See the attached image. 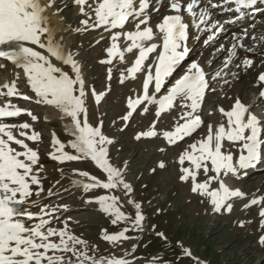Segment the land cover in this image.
Returning <instances> with one entry per match:
<instances>
[{"label":"rangeland","instance_id":"1","mask_svg":"<svg viewBox=\"0 0 264 264\" xmlns=\"http://www.w3.org/2000/svg\"><path fill=\"white\" fill-rule=\"evenodd\" d=\"M164 1L167 2L163 0L159 5ZM52 7L63 27V38L60 41H71L66 52L73 56L81 69L87 98V122L90 126L99 128L107 139L113 141L104 145L108 152L107 159L121 172L120 179L130 187L126 190L123 184H119L112 190L99 187L86 189L84 185L93 181L80 173H87L101 182H107V174L88 158L63 163L52 158L53 155H60L53 144L56 139L66 146L65 152L78 155L70 147L75 140L70 134L71 118L54 116L49 106L38 104V99L31 97L23 100L21 107L26 108L37 119L33 121L30 116L25 115L12 124L27 123L32 132L40 135L42 146H37L40 164L50 171L54 179L80 181L76 183L78 187L73 186L65 194L47 196L42 203L33 207V212H37L35 215L39 216L42 209L54 212V215L45 217L51 221V227L66 230L85 241L89 255L94 256L97 261L119 260L124 264H264V244L261 243L264 239V216L261 215L264 203L252 205L250 202L245 207L241 206L242 202L264 201V168L255 177L244 179V182L240 175L239 178L231 174L222 175L220 179L224 184L227 186L232 183L234 190L240 191L243 196L228 201L232 205L231 212L226 209L216 212L210 197L192 190L194 183H206L215 173L210 171L205 174L201 169L195 182L191 178L184 181L182 177L185 173L182 168L194 166L188 161L183 165L179 162L184 152L192 151L190 145L207 137L209 125L213 128L221 124L216 122L219 121V116L223 118L219 109H228L233 94L245 91V96H250L255 74L249 71L246 82L249 86L245 89L240 86L238 88L240 80L235 81L233 78L231 82H226V86L214 83L211 91L215 89L217 94L209 91L206 96L210 98L204 100L205 105L196 113L203 118L201 129L180 145L169 144L164 134L185 122L180 117L189 109L181 105L187 101L177 100L176 106L160 119H156L159 108L148 101L141 110L132 112L128 103L130 99H136L135 90L139 87V82L126 74L129 73V63L134 58L124 54L126 59L118 62L119 64H114L116 59L111 64L101 63L109 59L107 50L111 47L109 44L112 45L110 39L99 38L105 32L84 28L82 21L88 17L78 13L77 6L71 0H53ZM126 26L124 31L127 32L130 28ZM122 46L128 48L125 44ZM207 53L201 51L200 54L204 57L210 54ZM198 55L196 57L200 59ZM201 60L203 58L200 62ZM152 64L153 62L147 66ZM141 73L147 74L146 71ZM23 82L25 80L21 78L19 83ZM27 89V85L21 88L25 92ZM162 91L164 89L161 90V94H164ZM93 93L101 95L102 102L96 103ZM241 98L247 100L244 96ZM93 103L97 106H92ZM130 113L129 119L125 120L124 117ZM149 131H154L156 135H142ZM239 147L240 145L226 142L224 150L238 158ZM161 164L164 167H160ZM217 189L219 182H212L209 191ZM104 196L117 197L116 207L125 219L117 220L114 214L102 210L97 201ZM140 215L144 219L137 224L136 220ZM121 235L126 238L115 241L105 238ZM188 252L191 253L190 256Z\"/></svg>","mask_w":264,"mask_h":264},{"label":"snow or ice","instance_id":"2","mask_svg":"<svg viewBox=\"0 0 264 264\" xmlns=\"http://www.w3.org/2000/svg\"><path fill=\"white\" fill-rule=\"evenodd\" d=\"M232 2L241 8H252L257 4H264V0H232ZM52 4L53 0H49L47 7H52ZM75 4L80 6L81 14L88 17L87 20L82 21L86 29L105 28L112 31L124 29L132 20L137 21L134 31L117 32L111 36L113 43L107 50L109 59L101 61V63L111 64L117 57L123 61L124 51L117 44L122 35L130 42V46L126 49L128 53L138 50L134 65L128 71L133 79L141 71H146L147 76L143 84L142 99L129 100L128 107L132 112L148 101L158 104L159 110L156 115L159 117L175 107L177 100L187 101L181 105L189 109L180 117L185 122L179 124L174 132L164 134L169 144L179 143L203 126L202 119L196 113L202 107L208 81L199 64L192 63L188 74L179 79L163 98L157 99L155 95L149 94L150 86L154 87V92L159 94L168 78L176 72L188 55L189 49L186 46L188 25L184 23L181 12L186 11L195 18L198 14L194 9L200 8V0H190L186 5L179 0H170V9L175 14L164 17L155 31L148 26L150 0H91V2L75 0ZM85 6L91 8L92 12L85 11ZM217 6L212 4L213 8ZM47 7L42 5L41 0H0V59L9 61L23 70L31 90L39 98L36 103L51 106L65 117L71 118L70 134L75 137V140L70 147L78 155L65 152L66 146L56 139L53 144L60 155H53L52 158L58 159L61 163L88 158L107 174V182H101L87 173H80L93 181L91 184L84 185L86 189L99 187L112 190L119 184H123L127 190L130 186L120 179L121 172L107 159L108 152L104 145L111 144L113 141L107 139L99 128H94L87 122L84 100L86 93L80 66L70 53L66 54L55 42L54 32L48 26V18L45 15ZM155 10L159 11V8ZM199 17V24H204L210 19L207 9L201 10ZM89 20H93L91 25ZM157 39L159 43H150ZM6 46L8 50H5ZM241 47H243L242 44ZM153 53H157L154 58V68L145 69V62ZM232 54L235 55V46ZM53 58L64 65H69L75 73V78L56 66ZM252 64V60L244 61L246 68L251 67ZM0 67L3 65L0 64ZM259 80L264 83V74L259 76ZM261 95L264 96V93ZM0 97L31 99L20 93L16 83L3 84L0 87ZM100 99V96H96L97 102ZM219 111L226 118L227 126L220 124L213 131L212 126L209 125L207 137L190 145L192 151L184 152L179 162L183 165L185 161H188L194 166L182 168L185 173L182 177L184 181L191 178L195 182L197 173L201 169L205 174L210 171L215 173L206 183H194L192 190L210 197L216 212H220L221 209L231 212L232 205L228 201L234 197H242L243 194L238 190H230L220 177L231 174L239 178L240 170L246 173L248 169L255 168L264 159V123L240 100L234 103L230 111H225L223 108ZM22 114L30 116L33 121L37 119L31 112H22L19 107L11 103L0 106V264H124L119 260L97 261L94 256L89 255L85 241L66 230L48 227L51 221L45 217L54 215V212L42 209L41 214L37 216L28 210L26 206L30 199L34 195H39V192H33V186L40 187L41 190L42 186L39 172L34 171L39 163L38 152L29 147L25 140L38 142L40 135L34 131L29 135L25 131L30 129L27 123L14 125L2 122L5 118L19 117ZM130 115L131 113L124 119H129ZM13 129H20L18 135L24 139L17 138ZM142 135L153 137L156 133L149 131ZM139 138L138 136L137 139ZM226 142L240 145L238 158L224 150ZM13 145L23 150H17ZM160 167L164 165L161 164ZM214 181L219 182V189L209 191L210 184ZM97 202L101 204L103 211L114 214L117 220L126 218L116 207L117 197L104 196ZM260 203L264 201H251L252 205ZM261 215L264 216V212ZM143 219L142 215L138 216L136 223L140 224ZM26 221L38 222L26 224ZM105 238L115 241L126 237L121 235ZM261 243L264 244V239ZM78 245L81 247L78 248ZM187 254L191 255L190 252Z\"/></svg>","mask_w":264,"mask_h":264},{"label":"bare ground","instance_id":"3","mask_svg":"<svg viewBox=\"0 0 264 264\" xmlns=\"http://www.w3.org/2000/svg\"><path fill=\"white\" fill-rule=\"evenodd\" d=\"M71 1H73L74 3H75V0H71ZM90 2H91V0H90ZM41 3H42V5H44L45 7H47V5L49 4V2H47V1H45V0H41ZM165 3V1L163 2V4ZM163 4H160V6L162 7V5ZM76 5V4H75ZM159 5V4H158ZM77 6V11H78V13H80L81 12V10H80V6H78V5H76ZM51 8H53V7H47V11H46V13H45V15L47 16V18H48V26L53 30V32H54V40H55V42L56 43H58L62 48H63V50L65 51V53L67 54V49H69V47H70V42L71 41H69V42H65V43H63L62 41H60V39H62L63 37H62V32H63V27H62V25H60V23H59V16H57V17H55V15H54V11H53V9H51ZM85 11H87V12H89V13H91L92 12V10H91V8H89L88 6H85ZM94 15V14H93ZM153 16V15H152ZM156 15L154 14V17H155ZM191 16V15H190ZM200 19V18H199ZM196 20L195 19H192V22L194 23ZM93 23V20H90L89 21V24L91 25ZM85 28V27H84ZM125 29V28H124ZM124 29H114V30H112L113 32L112 33H106L105 32V34L103 35H100L99 36V38H108V39H110V41L113 43V41L111 40V36L113 35V34H115V33H117V32H120V33H124V32H126V31H124ZM156 29V28H155ZM128 32V31H127ZM107 34V35H106ZM62 37V38H61ZM121 38H122V40L120 39L119 41H117V44L119 45V48L121 49V45H123V44H125V45H127L128 47L130 46V42H129V45H128V43H126V40H125V38L123 37V35L121 36ZM158 40V39H157ZM157 40L156 41H152V42H150V43H156L157 42ZM63 44H64V46H63ZM211 45H213V43H210L207 47H204L203 48V53L204 54H206L207 53V50L210 48L209 46H211ZM29 46H31V45H29ZM31 47H35V46H31ZM5 50H8L7 49V46L5 47ZM38 51H42L43 52V50H41V49H37ZM236 52H237V54H236ZM233 53V51H230V53L229 54H231V56L233 55L232 54ZM240 53H242V51H239V50H237L236 48H235V56H237L238 54H240ZM45 55H47V53H44ZM124 54H126V55H133V56H135L136 58H137V56H138V50H134L132 53H128L127 51H125L124 50ZM157 55V54H156ZM156 55H154V56H156ZM196 55V54H195ZM198 56H200V59H202L203 57L201 56V54L199 53V55ZM204 56V55H203ZM155 58V57H154ZM197 58V57H196ZM117 59H118V57L116 58V61H114V64L116 65V64H118V61H117ZM202 61V60H201ZM53 63L54 64H56V66H58V67H61L65 72H67L71 77H73V78H75V73L71 70V68H70V66L69 65H64V64H62L60 61H56L54 58H53ZM0 64H2L3 65V67H0V87H2V85L3 84H11V83H16L17 84V87H18V89H19V91H20V93L22 94V95H27V96H29V97H33V98H37V99H39L38 97H36V95H35V93L31 90V88H30V86H29V84H28V82H27V78H26V75H25V73L23 72V70L22 69H20V68H18L17 66H15V65H12L11 64V62H9V61H4V60H2V62H0ZM191 66V65H190ZM190 66H187V70L184 72V73H182L181 75L182 76H184L187 72H188V69H189V67ZM142 72V71H141ZM141 72H139V73H137L136 74V76H135V78L133 79L132 77H131V74L130 73H128L127 74V76L129 77V78H131V79H133V80H135L136 82H139V83H141V86H139L138 88H136L137 90H136V97L135 98H140L141 97V95H142V93H143V81H145L146 80V76H147V74H142ZM247 73L244 71V70H239L238 72H237V77L238 78H240L241 79V81H240V84H238L237 85V87L239 88V86L241 87V88H243V89H245V88H247V86H249V85H247L248 83H246V82H248L247 81V78L248 77H246L247 75H246ZM250 74V73H249ZM252 75V74H251ZM18 76L20 77L19 79H18ZM23 76H24V80H25V82H23V84L21 83H19L20 82V79L21 78H23ZM249 76V75H248ZM236 77V78H237ZM25 85H27V87H28V89H27V92H25L24 90H21V88H23ZM136 86V85H135ZM253 90V91H252ZM251 90V92H250V96H245V91H244V93H243V91L242 92H240V93H236V94H233L232 96H233V100H235V99H237V98H239V97H241V96H244V97H246L247 99H250V100H254L255 99V102H254V104H253V107H255V111H259V109L260 108H264V105H262V103L260 102V100H258L257 99V90L255 89V87L253 88ZM4 91H7V89H4ZM84 91H85V88H84ZM242 93V94H241ZM149 94L150 95H155V96H157V93H155L154 92V87H152V86H150L149 87ZM210 96V95H209ZM157 99H161V98H163L162 96H158V97H156ZM210 97H207V96H205L204 97V100L206 101V100H208ZM86 96L84 97V100L86 101ZM230 99V98H229ZM243 99V98H242ZM21 101H23V99H20V98H18V97H16L15 99H10L9 97H0V104L1 105H4V104H9V103H11V104H17V103H19V102H21ZM248 101V100H247ZM186 103V102H185ZM92 106H97L96 105V103L94 104L93 103V105ZM48 107V106H47ZM49 108L51 109V112L53 113V115L54 116H57L58 118H61V119H64V115L59 111V110H57V109H55V108H53V107H51V106H49ZM217 113V112H216ZM53 116V117H54ZM57 118V119H58ZM260 118L261 119H264V115H260ZM224 119V117L222 118L221 116H219V121H216V122H219V123H221V124H225V126H227V121H226V123H225V121L223 120ZM47 120V119H46ZM214 120V119H213ZM217 120V119H216ZM214 122V121H213ZM215 122V123H216ZM218 123V124H219ZM213 125H215V124H213ZM217 125V124H216ZM220 125V124H219ZM219 125H217V126H214L213 127V131H215L217 128H218V126ZM19 131H20V129H13V133L15 134V135H17V138H19V139H24V137H21V136H19L18 135V133H19ZM25 131H27L28 132V134L29 135H31L32 134V131H31V129H29V130H25ZM25 143H27L28 145H29V147H31L33 150H36L37 151V146H39V145H41V143H42V141L40 140V141H38V142H32V141H29V140H25ZM42 146V145H41ZM13 147H16L17 148V150H23V149H20L18 146H16V145H13ZM40 148V147H39ZM39 155V154H38ZM39 159H40V157H39ZM42 159V158H41ZM261 163H263L262 161L260 162V164ZM263 167H264V163H263ZM42 169V170H41ZM47 169V168H46ZM46 169H44L42 166H41V164H40V160H39V163H38V165L35 167V169H34V171H38L39 172V177H40V179H41V186H42V190H41V188L40 187H37V186H33V192L35 193V192H39V195H34L31 199H30V201H29V203H28V205L26 206L27 208H28V210L29 211H31L34 215L37 213V212H33V207L34 206H36V205H38L39 203H42L43 202V200L47 197V196H49L50 194H65L68 190H70L73 186H75V187H78V186H76V183H80V181L78 180H72V181H69V180H67V179H65V180H60L61 178H56V179H54L53 178V176L52 175H50L51 173H49L48 172V170H46ZM241 172H244V170H240V173ZM247 173V172H246ZM54 175V174H53ZM52 176V177H51ZM253 177H255V176H253ZM241 181H245L243 178H241ZM227 187L230 189V190H233V191H235L234 190V188H233V184L232 183H230V184H227ZM239 202H241V201H239ZM251 201H248V202H246V203H244V202H242L241 203V206L242 207H245L246 206V204H248V203H250ZM37 216H38V214H37ZM46 219V218H45ZM38 221H26V224H34V223H37ZM48 227H51V225L49 224L48 225ZM52 228V227H51Z\"/></svg>","mask_w":264,"mask_h":264}]
</instances>
